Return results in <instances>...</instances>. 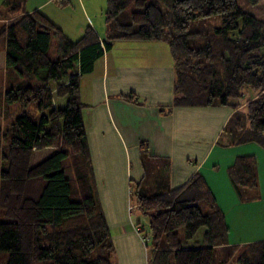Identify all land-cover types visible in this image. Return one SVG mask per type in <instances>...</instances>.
I'll return each instance as SVG.
<instances>
[{
  "label": "trees",
  "instance_id": "16d2710c",
  "mask_svg": "<svg viewBox=\"0 0 264 264\" xmlns=\"http://www.w3.org/2000/svg\"><path fill=\"white\" fill-rule=\"evenodd\" d=\"M27 1L3 0L0 6V112L8 122L4 131L0 125V255L8 254L2 264H117L91 182L79 93L82 75L117 41L169 45L176 106L237 110L243 88H250L256 98L233 113L225 131L233 134V145L264 148V21L238 0H107L105 36L88 26L77 40L41 11L27 13ZM53 1L62 7L70 2ZM213 17L220 26L204 43L192 44L200 36L189 32L192 22ZM46 149L54 152L33 166L35 152ZM228 176L239 193L256 190L255 157H237ZM134 193L149 219L148 264H264V241L239 247V254L228 245L225 215L202 174L164 194ZM201 229V240L190 243Z\"/></svg>",
  "mask_w": 264,
  "mask_h": 264
},
{
  "label": "crops",
  "instance_id": "0c3cea01",
  "mask_svg": "<svg viewBox=\"0 0 264 264\" xmlns=\"http://www.w3.org/2000/svg\"><path fill=\"white\" fill-rule=\"evenodd\" d=\"M69 1L101 37L89 14L90 0ZM25 10L41 11L67 35L54 16L58 9L53 0H34ZM1 66L4 70V63ZM176 80L169 45L149 41L115 42L80 80L91 182L126 261L134 250L147 254L133 222V209H139L135 189L150 196L164 194L185 186L196 173L202 174L225 215L228 245L264 241V148L256 143L233 145V134L225 131L233 113L244 111L257 94L243 88L237 110L176 106ZM239 156L255 157L258 177L256 190L242 194L228 176Z\"/></svg>",
  "mask_w": 264,
  "mask_h": 264
},
{
  "label": "rangeland",
  "instance_id": "374dc122",
  "mask_svg": "<svg viewBox=\"0 0 264 264\" xmlns=\"http://www.w3.org/2000/svg\"><path fill=\"white\" fill-rule=\"evenodd\" d=\"M34 0H29L26 3L30 7L32 2ZM72 1V0H71ZM85 4H92V8H89L90 10V16L93 18L95 24L97 26V31L101 35V37L105 36V10H106V2L107 0H90L88 3V0H84ZM240 6L248 13L253 14L259 19H262L264 21V0H261L257 5H251L243 0H238ZM55 3V2H54ZM56 8L58 9V14L54 15L59 24L63 27L65 30V33L73 40H77L82 35V31L87 28V26L91 25L92 23L86 21V17H82V14H80V10L74 8L76 6H70V3L67 4V6H59L57 3H55ZM58 5V6H57ZM1 6V5H0ZM2 10L3 7H0ZM5 10V9H3ZM220 26V20L218 17H213L211 19L206 20H200L198 22H192L190 25L189 32L193 33H200V36L194 37L191 39L192 44L197 43H204L207 36H210V34L213 33L215 27ZM215 36V35H214ZM2 63H4V53H0V88L3 85V78H4V70L1 68ZM2 105V104H1ZM0 105V106H1ZM0 125L3 128V131L7 128L8 122L4 119L2 112H0ZM54 150L46 149L43 151H37L35 152L32 160V165H36L37 163L41 162L48 156H50ZM66 164V162H64ZM3 164L2 162V150L0 149V167ZM251 192V191H250ZM203 211H206L205 207L202 206ZM133 222H135V228L139 227L138 235L140 238H142L144 243V250L146 248L145 244L148 245V250L151 251L153 249V245L150 243V228H149V219L137 208L133 209ZM179 236L181 239L184 238V229L180 228L178 230ZM204 232V229H201L195 238L194 241L190 243H194L197 241H200L202 238V234ZM113 240V239H112ZM114 254H113V262H116L117 264H148V258L149 254H144L142 256L137 251H132L129 253L128 262L126 261V256L123 255V252L121 253L120 249L116 248V244L114 243ZM229 246H236L238 247L236 254L240 253V249L238 245H229ZM241 248V247H240ZM146 249V251H148ZM239 250V251H238ZM145 251V252H146ZM123 255V256H122ZM122 256V258L120 257ZM220 254L217 252L216 260L219 259ZM8 258L7 253H1L0 255V264L5 263ZM228 264H235V261L231 260Z\"/></svg>",
  "mask_w": 264,
  "mask_h": 264
}]
</instances>
